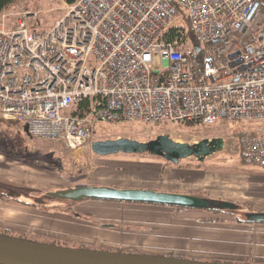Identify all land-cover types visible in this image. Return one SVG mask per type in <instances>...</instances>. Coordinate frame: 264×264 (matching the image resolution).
I'll use <instances>...</instances> for the list:
<instances>
[{
  "label": "built area",
  "instance_id": "built-area-1",
  "mask_svg": "<svg viewBox=\"0 0 264 264\" xmlns=\"http://www.w3.org/2000/svg\"><path fill=\"white\" fill-rule=\"evenodd\" d=\"M65 5L44 29L37 12H2L0 117L75 153L103 123L238 121L241 150L264 167V0Z\"/></svg>",
  "mask_w": 264,
  "mask_h": 264
},
{
  "label": "rangeland",
  "instance_id": "rangeland-1",
  "mask_svg": "<svg viewBox=\"0 0 264 264\" xmlns=\"http://www.w3.org/2000/svg\"><path fill=\"white\" fill-rule=\"evenodd\" d=\"M65 6L62 0H20L18 3L16 2L7 8L5 14L6 16H11L25 9L37 12L36 20L33 22V24L35 23L34 27L44 29L51 26L56 19L64 15L66 10ZM1 15L2 13H0V21L2 20ZM164 65V60L154 56L153 66L162 68ZM244 126V124L238 121L227 122L224 120L213 124L200 123L190 125L184 123L172 125L163 123H103L96 125L92 130V141L118 137H129L139 141H148L159 134H170L174 140L189 143L197 142L204 137L221 136L223 138V148L207 156L203 161H199L194 157H188L186 159H180L177 164H174L161 156L149 153L127 154L118 152L109 155H97L92 152L90 144L82 147L79 152L75 153L76 149L68 150L64 143L60 141L32 137L24 129L23 123L3 120L0 121V191L6 193V183H10L14 193H10L9 195L7 193L5 195L3 194L11 198H0V201H3L0 204L11 203L18 205L19 201H15L16 195H18L22 196V200L28 201V206L32 204L38 210H41L43 213L41 218L26 215L29 230L24 233L30 239L40 243L44 241H55L69 246L78 245L77 243L79 241L75 236L74 240L64 241L61 235H53L56 239L53 236L44 238L34 234L37 232L36 230L46 229L61 233L74 230L78 234L80 228L72 226L74 229L71 230L69 224L56 226L53 220L47 218L50 215L49 213L60 212L63 214L68 213L67 215L69 216H79L82 212L79 208H76V205H89L87 211L92 213L94 217H98L99 214L105 215L111 219V222L116 223L119 228L124 230L129 229L136 232L153 230L155 232L156 230H161L159 223L163 221V218H168V215L163 214V212L170 211L160 210V207H162L161 204L121 202L104 199L69 202L49 197L46 193L47 191L77 185L107 184L119 188L143 186L148 176L156 174L153 171H156L160 164H170L172 166L178 165L181 169L199 170L195 171V174L199 176H196L198 181L194 184L191 183V187L186 190L197 196L207 198L222 199L223 196L229 197L224 200H231L235 203L239 202L243 206H238L236 209L230 211L233 215H228L227 217L229 218L227 219L231 220L232 218L230 217L234 215L243 217L244 212L249 211L251 208L249 205H245V203L239 201L237 176H234V174H247L252 168L255 171L260 169L254 164L241 163V148L238 144V137ZM30 160L38 161L41 164H31L29 162ZM34 165L37 167H34ZM201 169L204 172L200 171ZM180 179H183V177ZM251 181L250 177H246L244 181L248 188L246 195H248V192L252 188L251 184L248 185ZM197 183L198 186H196ZM244 200L250 201L245 198ZM121 205H125L126 211L117 213L115 209L119 210ZM70 206L73 207L71 208ZM165 207H167L166 209H170L169 207L172 206ZM202 211L207 216L213 214L210 209ZM91 219L92 221L99 222L94 218ZM125 219L132 222V224L127 225L124 222ZM0 230H4V228ZM8 231L12 234L19 235L13 231ZM91 246H96L94 248L102 247L101 244H95L93 242ZM105 246H107V250L113 249L117 251L125 249L120 245H116L115 248H112L113 245L109 244ZM124 253H127V251H124Z\"/></svg>",
  "mask_w": 264,
  "mask_h": 264
},
{
  "label": "crops",
  "instance_id": "crops-1",
  "mask_svg": "<svg viewBox=\"0 0 264 264\" xmlns=\"http://www.w3.org/2000/svg\"><path fill=\"white\" fill-rule=\"evenodd\" d=\"M34 167L37 166L34 165ZM149 167L151 166L149 165ZM258 167L260 168L258 171L252 168L247 174H234V176H237L238 199L245 203V205L250 206L251 209L249 211H264V167ZM195 171L199 170L181 169L178 165L160 164L158 169L153 171L156 174H151L152 177L148 176L143 186H131L130 188H150L165 192L193 194L186 189L191 187V183L194 184L198 181L197 177L199 176L195 174ZM200 171L204 172L203 169ZM181 177L183 179H180ZM246 177H250L252 180L248 183V185L251 184L252 186L248 195H246L247 184L244 182ZM102 185L110 186L107 184ZM196 186H198V183ZM6 187V193H14L10 183H6ZM16 196L19 197L20 201L18 205L11 203L0 204V229L4 228V230H10L17 234L21 233L22 235L29 230L26 215L41 218L43 213L32 204L30 205L32 207L28 206V201L22 200V196ZM225 198L229 197L223 196L222 199H211L224 200ZM244 198L250 201H245ZM2 202L0 201V203ZM39 202L41 203V201ZM236 204L238 206L243 205L239 202H236ZM88 206L76 205V208H79L82 212L79 216H69L67 215L68 213L63 214L60 212L49 213L50 215L47 217L49 220H53L56 226L69 224L71 230L74 229L72 226L80 228L78 234L74 230L61 233L48 229L36 230L37 232L34 234L44 238L61 235L64 241L74 240L75 236L79 241L77 244L80 245L94 248L96 246H91L92 242L101 244V248H95L98 250H107V246L105 245L109 244L113 245L112 248H115L116 245L125 248L117 251H127V253L134 254L231 264H264V223L238 222L234 216L230 217L232 218L231 220H228L227 218L229 217L227 216H222L223 218L217 220L214 218L216 217L214 214L209 216L204 215L202 210L205 209L186 208L179 210L175 207L166 209L167 207L165 206L168 205H162L160 210L170 211L163 212V214L168 215V218H163V221L159 223L161 230H156L155 232L153 230L136 232L134 230L119 228L116 223L111 222V219L105 215L99 214L98 217H94L92 213L87 211V208L89 209ZM70 207L72 208L73 206ZM115 210L117 213L125 212L126 207L125 205H121L119 210ZM88 217L94 218L99 222L92 221ZM124 222L127 225L132 224V222L126 219Z\"/></svg>",
  "mask_w": 264,
  "mask_h": 264
},
{
  "label": "water",
  "instance_id": "water-1",
  "mask_svg": "<svg viewBox=\"0 0 264 264\" xmlns=\"http://www.w3.org/2000/svg\"><path fill=\"white\" fill-rule=\"evenodd\" d=\"M198 51V47L196 46ZM27 132V125H24ZM224 146L221 136L204 137L197 142H180L169 134H159L148 141L129 137L93 140L90 147L97 155L149 153L177 164L180 159L194 157L203 161ZM49 197L66 201L104 199L135 203L161 204L194 209L219 208L234 210L238 205L231 200H217L194 194L165 192L150 188H119L106 185H77L47 191ZM250 223H264V211L244 212ZM231 264L196 261L156 255L114 253L69 248L0 235V264Z\"/></svg>",
  "mask_w": 264,
  "mask_h": 264
},
{
  "label": "trees",
  "instance_id": "trees-1",
  "mask_svg": "<svg viewBox=\"0 0 264 264\" xmlns=\"http://www.w3.org/2000/svg\"><path fill=\"white\" fill-rule=\"evenodd\" d=\"M18 1L20 0H0V13L4 12L5 10H7V8H9L12 4L14 3H18ZM65 4H71L73 3L74 1L76 0H62ZM35 26V23L32 25V27ZM7 121V122H18L16 120H5L3 119L2 117H0V121ZM184 124H187V125H190V124H196V123H191V122H188V123H184ZM240 156H241V161L243 163H249V162H252L251 158L241 150L240 152ZM31 164H35V165H40L41 163L38 162V161H29ZM61 189V188H60ZM6 194L5 192H2L0 191V198H7L10 199L11 197L9 196H4ZM7 195H9V193H7ZM19 197H16L15 201H19L18 199ZM20 202V201H19ZM69 202H72V201H69ZM177 209H186V207H175ZM212 210L213 214L216 215V218L217 220H220L221 218H223L222 216H228V215H233L230 211L232 210H223V209H219V208H212L210 209ZM235 219L238 221V222H248L245 218V216L243 215V217H240L238 215H234ZM0 235H3V236H9V237H15V238H19V239H23V240H31V241H35V240H32L30 239L28 236L24 235V234H19V235H15V234H12L10 233L8 230H0ZM42 243H46V244H50V245H58V246H64V247H69V248H77V249H83V250H91V251H106V252H114V253H124L122 251H114V250H98V249H95V248H92V247H89V246H85V245H66V244H61V243H58V242H55V241H44Z\"/></svg>",
  "mask_w": 264,
  "mask_h": 264
},
{
  "label": "flooded vegetation",
  "instance_id": "flooded-vegetation-1",
  "mask_svg": "<svg viewBox=\"0 0 264 264\" xmlns=\"http://www.w3.org/2000/svg\"><path fill=\"white\" fill-rule=\"evenodd\" d=\"M243 206V205H242Z\"/></svg>",
  "mask_w": 264,
  "mask_h": 264
}]
</instances>
